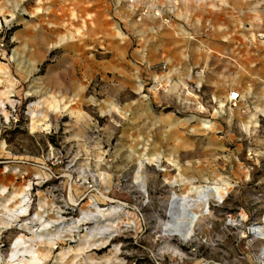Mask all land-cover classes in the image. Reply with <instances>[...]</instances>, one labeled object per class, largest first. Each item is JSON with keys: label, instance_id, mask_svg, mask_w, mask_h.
I'll return each instance as SVG.
<instances>
[{"label": "rangeland", "instance_id": "obj_1", "mask_svg": "<svg viewBox=\"0 0 264 264\" xmlns=\"http://www.w3.org/2000/svg\"><path fill=\"white\" fill-rule=\"evenodd\" d=\"M154 1L125 0L132 24L97 37L43 0H0V264H264V5L222 36L193 23L195 56L217 60L181 71L139 60L130 28ZM160 60L180 84L142 97ZM194 67L203 107L183 88Z\"/></svg>", "mask_w": 264, "mask_h": 264}, {"label": "crops", "instance_id": "obj_2", "mask_svg": "<svg viewBox=\"0 0 264 264\" xmlns=\"http://www.w3.org/2000/svg\"><path fill=\"white\" fill-rule=\"evenodd\" d=\"M42 4L58 6L64 15L72 13L81 22L89 21L90 33L97 37L119 36L117 28L120 23H131L135 14L125 0H43ZM154 4L160 5L161 15L154 16L148 11L130 28L131 36H143L139 60L148 62L165 58L178 70L187 71L194 64L203 62L204 67H208L217 60L214 46L213 49L198 48L202 55L195 56L196 48L186 35L187 30L194 28L193 23L208 20L209 31L222 36L226 21L246 20L245 14L264 5V0H155ZM150 6L147 5V9ZM122 59L113 57L109 74L123 80L126 66ZM222 60L219 58L220 63ZM120 84L126 85L123 81Z\"/></svg>", "mask_w": 264, "mask_h": 264}, {"label": "built area", "instance_id": "obj_3", "mask_svg": "<svg viewBox=\"0 0 264 264\" xmlns=\"http://www.w3.org/2000/svg\"><path fill=\"white\" fill-rule=\"evenodd\" d=\"M133 2L134 0H127ZM158 10V9H157ZM158 14V11H154ZM262 41H264V33H258ZM152 74L144 78H137L136 81L139 83L138 92L142 97H147L153 92H168L172 89V86L180 84V81H176L172 76V69L168 67L166 60H160L157 65L148 66ZM175 69V68H174ZM171 71V72H170ZM203 75L204 69L202 67H194L185 76V84L183 88L186 89V93H189L192 97L197 98L199 106L203 107L204 103L201 102L200 96L203 90ZM241 92L238 88H231L227 92L224 102L229 105H236V102L240 100Z\"/></svg>", "mask_w": 264, "mask_h": 264}, {"label": "water", "instance_id": "obj_4", "mask_svg": "<svg viewBox=\"0 0 264 264\" xmlns=\"http://www.w3.org/2000/svg\"><path fill=\"white\" fill-rule=\"evenodd\" d=\"M251 232H254L253 227L251 228Z\"/></svg>", "mask_w": 264, "mask_h": 264}, {"label": "bare ground", "instance_id": "obj_5", "mask_svg": "<svg viewBox=\"0 0 264 264\" xmlns=\"http://www.w3.org/2000/svg\"><path fill=\"white\" fill-rule=\"evenodd\" d=\"M27 187H29V186H27Z\"/></svg>", "mask_w": 264, "mask_h": 264}]
</instances>
